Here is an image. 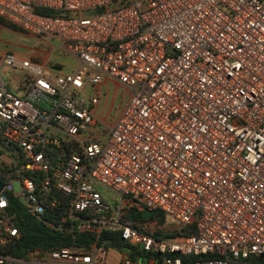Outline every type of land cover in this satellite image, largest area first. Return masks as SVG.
Instances as JSON below:
<instances>
[{"label": "built area", "instance_id": "2783aa9c", "mask_svg": "<svg viewBox=\"0 0 264 264\" xmlns=\"http://www.w3.org/2000/svg\"><path fill=\"white\" fill-rule=\"evenodd\" d=\"M0 16L57 41L45 58L0 54V244L19 233L10 193L95 236L0 248V264H106L104 231L126 242L118 264L264 256V0H0ZM53 49L74 66L54 72ZM103 79L130 92L111 123L94 110ZM133 202L193 229L156 237L124 221Z\"/></svg>", "mask_w": 264, "mask_h": 264}, {"label": "trees", "instance_id": "16d2710c", "mask_svg": "<svg viewBox=\"0 0 264 264\" xmlns=\"http://www.w3.org/2000/svg\"><path fill=\"white\" fill-rule=\"evenodd\" d=\"M37 11L42 13L51 14L55 10L47 7H37ZM0 24L11 28H19L8 20L0 16ZM20 29V28H19ZM5 165L0 162V180L5 181L6 176L3 174ZM144 205L140 203H128L124 207V221L132 226L138 227L144 220H155L154 225L151 227L153 234L156 237H167L175 234L188 233L193 229V224L182 225L175 222L164 224L165 214L159 209H155L154 212L148 217L143 216ZM10 212H15L14 222L18 226L19 233L16 236H12L10 239L0 244V248L4 252H8L13 255L23 256L29 250L39 248H49L64 246L69 244H81L89 245L95 238L94 233L87 230H70L67 228L51 227L45 223L42 219L26 212L20 202L10 193L9 194V206ZM44 217L50 218V212L47 210ZM125 241L117 232L104 231L100 235L98 240L99 245L107 247H121L125 245ZM140 252L137 247H134L132 252L136 255ZM199 255L194 254H181L183 264H195V259ZM236 261L241 264H251L253 261L264 264L263 255L250 254L246 257H237Z\"/></svg>", "mask_w": 264, "mask_h": 264}, {"label": "rangeland", "instance_id": "374dc122", "mask_svg": "<svg viewBox=\"0 0 264 264\" xmlns=\"http://www.w3.org/2000/svg\"><path fill=\"white\" fill-rule=\"evenodd\" d=\"M71 11L70 14H75ZM84 12H82V15ZM55 38L46 39L37 35L30 34L19 28H11L0 24V54L10 53L16 57H31L34 54L38 58H45L52 44H56ZM58 60L61 62L59 68L53 67L54 72L67 71L71 69L75 60L67 54H63L57 49L50 53V61ZM4 74V79L13 78L16 73L9 71L10 76ZM8 83V81H7ZM9 84V83H8ZM100 90V99L94 105L96 115L106 123H111L120 112L124 101L128 98L130 92L127 88L112 79H103L98 85ZM14 187H18V182H14ZM155 223V220H152ZM178 222L165 216L164 224ZM112 250V249H111Z\"/></svg>", "mask_w": 264, "mask_h": 264}, {"label": "crops", "instance_id": "0c3cea01", "mask_svg": "<svg viewBox=\"0 0 264 264\" xmlns=\"http://www.w3.org/2000/svg\"><path fill=\"white\" fill-rule=\"evenodd\" d=\"M57 65H61V62L58 61ZM120 256L121 255L118 247H110L108 249L106 264H118ZM65 264H82V263H65Z\"/></svg>", "mask_w": 264, "mask_h": 264}, {"label": "water", "instance_id": "95a60500", "mask_svg": "<svg viewBox=\"0 0 264 264\" xmlns=\"http://www.w3.org/2000/svg\"><path fill=\"white\" fill-rule=\"evenodd\" d=\"M2 187H3V181L0 180V190ZM153 212H154V209L144 208L143 209V216L145 218H148Z\"/></svg>", "mask_w": 264, "mask_h": 264}]
</instances>
